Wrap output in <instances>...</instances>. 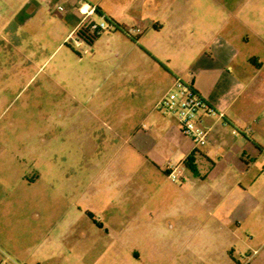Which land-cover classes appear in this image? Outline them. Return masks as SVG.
<instances>
[{
    "label": "crops",
    "instance_id": "0c3cea01",
    "mask_svg": "<svg viewBox=\"0 0 264 264\" xmlns=\"http://www.w3.org/2000/svg\"><path fill=\"white\" fill-rule=\"evenodd\" d=\"M85 2L119 28L139 27L140 33L132 37L143 47L147 44L150 60L128 73L122 68L117 80H133L131 88H118L98 100L94 89L79 100L81 109L67 102L56 105L42 113L49 128L25 132L51 136L63 118L65 135L83 149L80 157L68 153L59 160L55 143H34L21 145L17 165L0 159V264H71L75 259L83 264L110 252L114 256L121 214L140 213L155 196L169 203L168 192L160 191L167 167L179 171L188 156L194 163L198 153L211 161L247 166L264 146V0H0V30L11 26L18 36L28 30L45 39L40 53L51 47L53 53L80 24ZM58 18L65 33L60 42ZM31 64L48 66L38 60ZM176 77L190 82L216 111L203 115L209 134L194 153L192 140L176 121L155 108ZM51 82L62 85L59 79ZM68 82L66 92L74 99ZM123 99L130 109H121ZM111 100L119 103L115 109L108 107ZM88 144L96 147L97 155L88 156ZM106 146L116 151L128 147L127 157L135 160L124 167H135L139 174L122 175L112 159L103 157ZM186 178L176 185L182 196L197 180ZM212 181L211 197L202 202L205 210L215 223L236 224L255 236L260 252L246 264H264V207L257 202L258 194L264 199V175L244 172ZM226 201L229 216L224 219L218 213ZM58 246H65V256L58 257ZM74 246L85 248L81 257L74 254Z\"/></svg>",
    "mask_w": 264,
    "mask_h": 264
},
{
    "label": "rangeland",
    "instance_id": "374dc122",
    "mask_svg": "<svg viewBox=\"0 0 264 264\" xmlns=\"http://www.w3.org/2000/svg\"><path fill=\"white\" fill-rule=\"evenodd\" d=\"M91 18L95 23L100 21L97 12ZM56 29L57 42H60L65 34L64 23L60 18L57 19ZM110 30H92L89 33L91 37L80 42L78 39L81 33L70 35L53 53V47L40 53L45 39H37L28 30L24 29L26 33L21 36L13 34L11 26L0 30V159L10 160L17 165L21 157L19 149L23 145L34 143L46 144L47 147L49 143H55L58 149L56 157L59 160L64 159L68 153L80 157L83 149L81 145L73 142V137L65 135L63 118L59 119L60 128L56 130L57 133H52L51 136L26 135L25 132L28 128H49L48 118L42 113L56 105L60 108V105L67 102L74 110H79L82 108L79 100L94 89H98L94 94V99L98 100L104 95L112 96L118 88H131L134 85L133 80L121 82L117 78L122 68H127L123 71L128 73L130 68L143 66L150 60L145 49L147 44L144 43L146 45L143 47L131 35ZM112 33L113 36L109 37ZM79 56L82 57L81 61L77 59ZM36 60L46 61L48 66L44 69L32 66V61ZM54 79L61 80L62 87L55 86L51 82ZM69 80L74 88V99L66 92V85H70ZM108 104V107L115 109L119 103L111 100ZM120 105L123 110L130 109V102L126 99ZM86 146L85 152L88 156L98 154L92 144ZM128 151L126 146L120 151L106 146L103 157L112 159L122 175L136 176L138 171L135 167H124L126 161L135 160L133 156H128V160ZM193 164L192 169L187 165L180 166L179 172L184 176L178 177V181L169 177L160 181V191L170 195L168 204L162 202L160 196H155L140 213L120 215L118 241L114 246L116 255L111 256L110 252L97 261L88 258L83 264H246L249 258L259 253L260 242L255 236L250 237L246 229L236 224L215 223L202 202L211 197L213 177H231L244 172L264 175L261 157L258 156L245 166L243 162L233 164L224 159L211 161L198 153ZM204 176L209 178L203 181ZM186 177H195L197 180L190 184L189 194L182 196L176 185L181 184ZM125 189L128 193L132 185L129 183ZM258 196L260 198L257 202L263 208L264 199L261 194ZM224 204L218 215L225 219L229 216V203L226 201ZM128 205L137 206V203ZM50 237L52 236L48 238ZM206 238L210 242L201 244V240ZM65 242L63 239V243ZM72 248L79 257L84 254L83 246ZM64 250L65 246L57 247L58 257L65 256ZM71 264L82 263L75 259Z\"/></svg>",
    "mask_w": 264,
    "mask_h": 264
},
{
    "label": "built area",
    "instance_id": "2783aa9c",
    "mask_svg": "<svg viewBox=\"0 0 264 264\" xmlns=\"http://www.w3.org/2000/svg\"><path fill=\"white\" fill-rule=\"evenodd\" d=\"M82 11L81 22L71 35L81 33L78 42L91 37L92 30L96 32L115 28V24L104 15L99 14L100 21L95 23L91 16L97 12L94 5L85 2ZM98 13V12H97ZM139 27H129L125 29L128 35L135 36L140 33ZM83 32V34H82ZM78 33V34H77ZM155 108L166 118L173 119L179 126L180 131L192 140L193 150L205 145L209 134V128L202 124L203 115L216 113L215 109L193 88L192 84L179 77L173 79L170 88L156 102ZM218 117H223L222 112L217 113ZM259 156L263 162L264 170V146L259 151ZM167 176L173 181H178L181 175L177 167H167Z\"/></svg>",
    "mask_w": 264,
    "mask_h": 264
},
{
    "label": "trees",
    "instance_id": "16d2710c",
    "mask_svg": "<svg viewBox=\"0 0 264 264\" xmlns=\"http://www.w3.org/2000/svg\"><path fill=\"white\" fill-rule=\"evenodd\" d=\"M115 28L120 29V30H122L123 32H125V29L119 28L117 25H115ZM125 33H126V32H125ZM133 38H134V37H133ZM135 39H136V38H135ZM195 151H197V150H193L192 153H194ZM185 163H186L187 166L190 167L191 169L193 168V165H194V164H193V161H192V159L190 158V156L187 157Z\"/></svg>",
    "mask_w": 264,
    "mask_h": 264
}]
</instances>
